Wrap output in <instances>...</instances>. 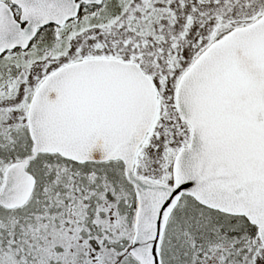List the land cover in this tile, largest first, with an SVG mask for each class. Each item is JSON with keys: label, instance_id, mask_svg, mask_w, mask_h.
Listing matches in <instances>:
<instances>
[{"label": "snow or ice", "instance_id": "obj_1", "mask_svg": "<svg viewBox=\"0 0 264 264\" xmlns=\"http://www.w3.org/2000/svg\"><path fill=\"white\" fill-rule=\"evenodd\" d=\"M0 264H264V0H0Z\"/></svg>", "mask_w": 264, "mask_h": 264}]
</instances>
